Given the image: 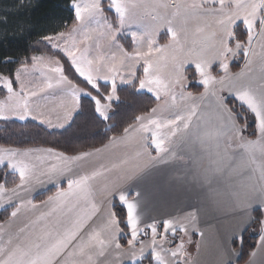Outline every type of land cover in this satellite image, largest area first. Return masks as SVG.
<instances>
[{
	"label": "snow or ice",
	"instance_id": "snow-or-ice-1",
	"mask_svg": "<svg viewBox=\"0 0 264 264\" xmlns=\"http://www.w3.org/2000/svg\"><path fill=\"white\" fill-rule=\"evenodd\" d=\"M72 3L76 20L81 24L86 19L88 23L95 21L98 28L106 29L101 35L109 37L110 42L119 50L120 56L117 57L114 52L107 59L99 54L89 59L88 49L80 52L73 38V33L80 25L74 26L67 34L60 32L43 39L52 48L63 51L71 58L75 71L97 92V96L73 85L64 75L60 62L52 59L48 63L56 66L49 71L58 76L49 77L39 92L29 90L21 78L22 73L28 72V65L25 63L15 73L19 91L14 90L13 81L8 76L0 75V85L8 93L7 98L0 101V119L15 117L23 121L31 118L48 127H64L65 124L53 125L51 119L43 118L45 112L40 111L42 106L31 101V98L54 87H59L62 94L70 97L71 107L65 105L63 114L65 123L70 121L72 111L79 108L82 95L91 98L95 103V112L107 119V109L111 104H102L101 101L111 102L118 99L116 76L119 68L125 65V59H131L135 63L142 60L143 77L139 78V88L155 93L157 100L162 99L163 93L165 99L162 105L152 108L150 113L136 116L135 123L123 129L125 137L135 133V144L150 159L163 160L161 154H168L169 149L164 147L168 136L162 129H168L174 137L181 127L190 130L195 120L196 130L189 146L196 154V178L202 185L206 182L211 191L212 184L225 172L247 175V181L239 185L237 191L229 193V198L234 197L233 203L239 201L240 204L236 208V230L232 234L242 242L240 233L250 223L255 222L252 212L256 208L264 210V0H191L190 3L172 0L151 4L142 3L141 0H109L107 7L115 10L118 28H113L112 23L108 22L101 0H90L84 4L72 0ZM189 20L198 22L195 31H190ZM132 24H136L141 30L131 31L132 42L138 47L133 53H128L117 42L115 34ZM241 24L247 32L246 41L237 38ZM161 30H166L168 35V42L163 45L158 42ZM84 38L89 37L85 34ZM257 47L260 49L259 53L256 52ZM144 48L147 50H143ZM241 56L245 60L244 67L238 73L231 72L230 61ZM257 56L261 60L258 81L253 75L254 58ZM32 61L33 68L37 64H45L44 57L33 56ZM214 65L219 66L223 75L217 77L212 74ZM188 66L194 67L200 78L197 83L204 86L205 91L199 98H211V103L206 107L196 103L197 97L193 93L185 91L188 86ZM129 74L135 76L134 72ZM99 80L111 83V91L106 97L100 93ZM131 82L121 77L122 84ZM225 91L234 94L241 105L254 114L258 133L255 140L246 139L242 135L247 131V122L244 125L238 122L237 113L220 95ZM177 95L180 100H191L192 103L182 107L177 104ZM158 108L177 111L174 118L162 120L156 118ZM152 145L155 146L156 156H151L149 152ZM240 149L245 150L246 158L241 155ZM94 152L99 153L101 149L96 148ZM37 153L41 155H35ZM92 155L93 152L89 151L80 152L78 155H65L52 148L0 147V166H6L8 170L17 173L20 181L11 188L0 183V201L4 203H10L14 197L19 199L20 193L29 191L34 183H42L41 177L57 182L61 177L67 178V188H58L41 205L34 204L31 200L27 203L20 200L11 212L12 218L17 217L21 209L28 206L36 209L48 205L49 210L41 212L35 220L19 228L15 235L7 233L0 226V264H101L100 258L106 260L109 255H114V264H124L125 260L128 264H137L144 259L145 251L149 247L157 264H179L178 256L184 248V241L181 240L176 250L167 249L164 245L171 244V241L167 240L166 234L171 231L175 235L177 227L185 235L191 229L198 230L197 214L188 213L187 222L184 219L175 222L169 219L160 221L158 225L153 221L147 226L151 230V241L149 245H145L138 240L141 229L137 203L129 201L130 193L126 189L113 188L109 195L116 198L122 206L126 205L124 223L131 229V239L127 240L129 247L125 250L118 240L122 229L119 226L120 221L112 211V200L107 201L111 207L105 212L90 199L94 192L92 181L101 173L92 171L90 174H77L74 171ZM172 155L175 156V153ZM46 159H54L56 162L44 167ZM238 159L243 163L239 169H235L233 165ZM204 160L208 161V167L201 170L200 164ZM139 195L137 192L136 196ZM0 207H3V203H0ZM98 214L103 219L101 224L96 225L93 217ZM261 225L260 246L264 247V220H261ZM159 226L163 227V234L158 232ZM137 243L141 245L139 255L136 250ZM169 251L172 259L165 261L161 253Z\"/></svg>",
	"mask_w": 264,
	"mask_h": 264
},
{
	"label": "trees",
	"instance_id": "trees-1",
	"mask_svg": "<svg viewBox=\"0 0 264 264\" xmlns=\"http://www.w3.org/2000/svg\"><path fill=\"white\" fill-rule=\"evenodd\" d=\"M71 2L72 0H0V75L8 76L12 80L14 72L22 64H29L32 56L46 55L60 62L64 75L75 86L97 96V92L75 71L69 59L60 51L52 49L43 39L45 36L59 32H68L76 24L75 13L70 7ZM105 14L114 20L110 10L106 9ZM246 36L240 25L237 38L244 40ZM118 41L125 51L132 52L133 44L130 37L119 36ZM242 62L241 56L239 60L232 63L230 70L233 73L236 72ZM186 75L188 77L186 90L194 95L200 94L203 88L196 84L197 76L194 69L188 67ZM139 78H142L140 70L137 71L132 83L117 87L118 99L112 102L107 119L95 112V103L91 98L81 96L78 112L63 129H47L32 120L0 121V146L18 149L52 148L65 155H78L80 152L100 148L112 138L123 135V129L129 124H134L136 116L150 113L151 109L157 105L158 100L154 94L140 90ZM99 89L100 93L107 96L110 85L99 83ZM4 94L5 92L0 89V97ZM225 103L237 113L238 122L241 125L247 122V131L244 133L250 138L255 137L256 122L253 113L231 97H227ZM0 183H5L11 188L19 183V177L9 171L6 166H2L0 167ZM58 188H65V185L50 187L38 193L32 198V203L44 202L48 196L54 195ZM113 204L112 211L120 221L119 226L122 229L118 240L121 246L126 248L129 239V227L124 223L126 210L117 200H114ZM15 208V205H11L0 211V224L10 219L11 212ZM253 216L255 222L242 234V242L238 239L232 243L233 248L239 250L238 259L233 264H244L256 246L262 218L261 210H254ZM158 232L162 233V226L158 227ZM148 237L149 231L145 230L138 235V240L142 241ZM166 238L171 241V244H168L171 246L173 238L169 236ZM137 264L154 263L151 256L147 255Z\"/></svg>",
	"mask_w": 264,
	"mask_h": 264
},
{
	"label": "crops",
	"instance_id": "crops-1",
	"mask_svg": "<svg viewBox=\"0 0 264 264\" xmlns=\"http://www.w3.org/2000/svg\"><path fill=\"white\" fill-rule=\"evenodd\" d=\"M258 58L259 59L257 66L253 64V75L255 76L257 81L261 75V60L260 57ZM244 64L245 60L236 73L241 71V69L244 67ZM24 82L29 90H36L39 92V89L45 86L47 80H43L40 78H28L25 79ZM17 85L18 88H16L19 91V83ZM49 90L50 89H48V91L46 90L45 92L40 93L37 97L38 100H42V96H44V94L47 95V93L53 92L56 95V98H59L63 103L65 102L63 100L67 99V95L62 94L60 90H57L59 91V93H55L57 92L55 89V91ZM200 94L193 95L198 98ZM223 97L224 99H226L227 97H231L239 104H241L234 94H229L227 91H225V96ZM35 102L41 104L43 100L39 102L35 99ZM57 111L61 114H64V111ZM51 113H54V110H52ZM161 115L162 120L171 119L175 116V114ZM70 122L71 120L67 123V125ZM195 123V120H193V124L190 130H184L181 127L180 131L177 132L176 136L174 137L171 135V133L168 132V129H162V132L166 133L168 136V138L165 140L164 147L169 149V153L166 155L164 154L166 157H164L163 160H152L149 158L146 163L137 164V162H135V166L131 165V176L129 177L130 179L124 189L128 191L127 193H130V195L128 196L129 201H135L137 203V214L140 219L139 226L141 229L140 234H142L145 230L149 231V237L142 240L145 245L146 243H149L151 241V230L147 226L150 225L153 221H156L158 225L160 221L169 219L173 220L174 222L184 219L185 222H187L188 213L195 212L197 214L198 230L191 229L189 231V234L185 235V233L177 227L175 235H173L171 231L166 234V236L173 238L171 239L173 240L172 245L169 246L168 244H165L164 247L170 250H176L177 246L181 243V240L184 241V248L178 256L179 264H233L239 256V250L233 248L232 246L233 241L238 240V238L232 233L236 230V216L238 215L236 212V208L239 207L240 204L239 201L234 204V197L229 198V193H234L235 191H237L239 185L247 181V175H237L235 172L229 171L225 172L224 175L220 176L218 180L212 184L211 191L209 190L206 182L202 185L200 180L196 178V173L198 171L197 157L189 146L196 130ZM61 128L62 127L55 126L50 127V129ZM242 135H244L246 139L255 140L258 136V133L256 132V136L253 138L248 137L245 133H242ZM124 137L125 135L123 134L119 137L114 138L123 139ZM132 137L129 136L128 139L130 140L125 144L132 143ZM111 140L114 139L112 138ZM111 140L104 146L100 147L101 151L108 148ZM153 147L154 146H152L151 149L152 151L150 150L149 152L151 153V156H156L157 153L153 150ZM89 152H93V155L88 159L96 161L95 158H97V154H95L94 150ZM173 152L175 153V156L172 155ZM240 153L246 158L244 149H240ZM258 154L259 153L257 150V155ZM242 163L243 162L238 159L233 167L235 169H239ZM207 167L208 161H202L200 164V169H206ZM90 171L92 170L89 169L86 173H89ZM41 180L43 181L42 183L33 184V189L31 190V192L34 196L36 193H41L42 188L46 190L50 187H59L61 184L65 185V189L67 188V180L62 181L59 179L58 182L49 181L50 184L48 185L44 184L45 181H48L45 177H41ZM97 182H99V179L97 181H92L93 187L99 186L96 184ZM137 192L140 193L138 197L136 196ZM100 193L101 192H99L98 190V197L96 200L97 205L100 208L104 203L107 204L108 200H112V202L114 200H117L116 198L111 197L109 194L108 196L106 195V197L103 198L101 197ZM20 194L22 195L23 193L21 192ZM41 204L42 203L37 205ZM9 206L11 205H7L4 208L1 207L0 211ZM109 206L111 207V205ZM123 206L126 210V205ZM261 212V220H264V210H261ZM252 223L245 227L240 235H242L251 226ZM261 229L262 225L260 221L259 236L256 242V246L250 253L248 260L244 264H264V247L260 246ZM130 231L131 229L129 227V239H131ZM163 233L164 229L162 227V234ZM157 239L159 240V238ZM140 246L141 245L138 244L136 245V248H139ZM128 247L129 246L124 249H128ZM148 255H150L153 260L151 253H149Z\"/></svg>",
	"mask_w": 264,
	"mask_h": 264
},
{
	"label": "rangeland",
	"instance_id": "rangeland-1",
	"mask_svg": "<svg viewBox=\"0 0 264 264\" xmlns=\"http://www.w3.org/2000/svg\"><path fill=\"white\" fill-rule=\"evenodd\" d=\"M78 2H80L81 4H84V3H89L90 0H78ZM101 2L104 5L105 10L106 9L110 10L113 13V15H114V20H112L109 16H107L105 14V11H104V15L107 16L108 22L112 23L113 28H118L119 24H118V21H117V18H116L115 10L114 9H110V8L107 7V5L109 3V0H101ZM141 2L142 3L151 4V3H158V2L159 3L172 2V0H141ZM180 2L190 3L191 0H180ZM70 7L73 9V11L75 13V8H74L72 2L70 4ZM157 11H162V9H157ZM197 24H198L197 21L189 20L188 27H189L190 31H195V29L197 27ZM76 25H80V27L78 28V30L75 33H73V38L75 39L76 44H77L80 52H83L85 49H88V57H89V59L94 58V56H96L97 54L102 55V56H104L107 59L114 52L116 53L117 57L120 56L119 50L116 48V46L114 44H112L110 42L109 37L107 35H101L102 32H106V29H104L103 27H99L98 28L96 23H95V21H93L91 23H88L87 19H86L85 23L81 24V22L76 20V24L74 26H76ZM74 26H72L70 28L68 33L71 31V29ZM140 30L141 29L136 24H132L130 27H126L125 29H123V30L119 31L118 33H116L115 34L116 35V40L119 43V41H118L119 36H126V37H130L131 38V36H130L131 31H140ZM242 30H244V26L243 25H242ZM244 31H245V33L247 35L246 30H244ZM85 34H87V36L89 37L88 39L84 38ZM55 35L56 34H53V35H50V36H55ZM246 39H247V36L244 39V41H246ZM44 42H46V41H44ZM158 42H159L160 45L166 44L168 42V35L166 33V30H161L160 35L158 37ZM61 43L63 44V41H61ZM132 44H133V42H132ZM69 45H71V40L69 41ZM97 45H99V47H97ZM137 47H138V45L133 44V50H132L131 53H133L134 49L137 48ZM52 49H54V48H52ZM54 50L60 51L62 54H64L71 61V58L68 57L66 55V53H64L63 51L58 50V49H54ZM73 50L75 51V49H73ZM143 50L146 51L147 49L144 48ZM256 52L257 53L260 52L259 47L256 48ZM34 56H36V57H44L45 58V64L44 65L37 64L36 67L33 68V61H32V57L33 56H32L29 59V64H27L28 65V72L27 73H22V77L21 78L23 80L28 79V78H40V79H43V80H48L49 77L58 76V74H54V73L49 71L50 68L55 67L56 65L48 63L49 59H52V60H56V59L48 57L46 55H34ZM258 57L259 56L254 58V65H256V66H257L258 59H259ZM242 59L244 61L243 57H242ZM237 60H239V58L233 59V60L230 61L229 69H230L232 63L236 62ZM142 65H143V61L142 60L140 61V63H135L131 59H125V65L123 67L119 68L118 74L116 76L117 87L121 86V85L130 84V83L122 84L121 83V77H123L125 80H131L133 82L135 77H136V73H137L138 70H140V72L142 74V77H143V67H142ZM188 67H192V66H188ZM192 68L194 69V67H192ZM41 69H43V71H41ZM194 71H195V69H194ZM130 72H134L135 76L134 77L130 76V74H129ZM236 72H234V73H236ZM15 73H16V71L14 72V76H13V79H12L13 88H14V90L18 91V89H17L18 88L17 87L18 86L17 85L18 82L16 81ZM212 74L217 76V77H219L220 75H223V71L219 69L218 65H214L213 69H212ZM196 76H197V81H198L200 78H199L197 73H196ZM197 81H196V84H198ZM98 83H106V82L103 81V80H99ZM107 84L110 85V91H111V83L107 82ZM198 85L202 86L203 90H202L201 93H203L205 91L204 86L202 84H198ZM61 87H63V86H61ZM0 89H2L5 92L4 96L0 97V101H3V100H5L7 98L8 93H7V91H6V89L4 88L3 85H0ZM54 89L56 91L60 90L59 87H56V88L54 87V88L50 89L49 91H52V90L55 91ZM140 90L149 92L147 89H140ZM47 91H48V89H47ZM185 91L187 92L186 89H185ZM84 92H86V91H84ZM55 93H59V91H57ZM151 93L154 94V96H155V93H153V92H151ZM161 95H162V99L158 100V103H157V105L154 108H157L158 105H162L163 104V99H165V98L163 97V93ZM220 95L221 96H225V92L220 93ZM44 96H45V98H44ZM44 96H42L43 102L41 104L38 103V102H35V99H36V101H39V102L42 101L40 99L38 100L37 97L31 98V101H34L35 103L40 104L42 106L40 111L45 112V117H43V118L51 119L53 125L65 124V126L62 127L61 129L65 128L67 126L68 122L65 123L64 118H63V114H61L57 110L65 111L66 110L65 105H67V107L70 108L71 107V105H70V97L67 96V99L63 100L65 102L62 104V101H60L59 98H56V95L54 94V92L53 93H47V95L44 94ZM199 97H200V95L196 99V103L200 104L202 107H206V106H208L211 103V98L210 97H205L203 100H201ZM115 100H113L111 102H109L107 100H102L101 102H102V104H109V103L112 104V102H114ZM191 103H192L191 100H180L179 95H177V104L181 105L182 107L190 105ZM110 109H111V107L109 109H107V112ZM52 110H54V113H51ZM77 111H78V108L74 109L72 111V116H71L70 120H72V118L77 113ZM176 111H177L176 109H173V110H170V111H165L163 108H158V111H157V113L155 115H156V118H160L161 119V116H162L161 114H176ZM181 114H184V113L181 112ZM3 120L4 119H0V121H3ZM8 120H16V121H20V122H23V121H26V120H32V121H35V122L39 123L38 121L33 120L31 118L21 121V120L15 118V117H12V118H10ZM39 124H41V123H39ZM41 125L44 126L47 129H50V127H48L46 125H43V124H41ZM55 127H59V126H55ZM135 135H136L135 133H130L129 136H131V137L133 136L134 137ZM128 137H124L123 139L115 138V139H117V140L114 139L115 141L111 140V143L108 146V148L102 150L99 153H95V154H97L96 155L97 158H95L96 161H92V159L85 160V161L81 162L77 166V169H74V171H77V174H82V173L88 172L89 169H91L92 171L96 170L97 172L101 173V175H99L97 178H95V181H97L99 179V182L96 183L99 186L94 187L95 190H94L92 196L90 197V199L93 200L96 204H97L96 200H97V197H98V190H99V192H101L100 193L101 197L105 198L106 195L108 196L109 192L113 188H117V187L118 188H125L127 182L130 179L129 177L131 176V171H130L131 165L135 166V162H137V164H140V163L143 164V163H146L148 161V159H149V155L147 153H144L143 149L141 147L137 146L135 144V142H133L134 140H132V143H130V144H125L126 142H128L130 140V139H128ZM152 146H154V145H152ZM152 146L149 148V151L152 149ZM35 149H42V148H35ZM153 150L156 152L155 146L153 147ZM35 155H41V154L37 153ZM161 155H163V157H166L164 154H161ZM50 162L54 163L56 161L54 159H51V160L46 159L44 167H46ZM118 162H119V164H118ZM114 164H115V166H114ZM0 167H2V166H0ZM105 169H107V171H105ZM92 171H90L89 174ZM15 174L18 176L17 173H15ZM60 180L64 181V180H67V178L66 177H61ZM44 184L48 185L50 183H49V181H45ZM32 189H33V187L29 191L22 192L23 194L22 195L20 194V198L19 199L14 197L10 203H4L3 201H0V203H3V208H4L7 205H15V206H17L20 203L21 199L24 200L25 203H27V201H29V200L32 201V198L34 196L33 193L31 192ZM44 190L45 189L42 188V191H44ZM36 194H38V193H36ZM5 199H7V198H5ZM108 207H110V206L109 205L107 206V204L104 203L102 205L101 209L103 211H105L106 208H108ZM48 210H49V206L48 205H44V206L38 207L36 209H32L30 206H28V207L22 208L21 212L18 214L17 217H15V218L10 217L9 220L5 221L4 223H1L0 226H2L7 233L15 235V233L17 232V230L19 228L24 227L25 224H28L30 221L35 220L40 215L41 212H47ZM102 219H103V217L100 216L99 214H98V216H94L93 217V221H95L96 225L101 224L102 223ZM89 223H92V221H90ZM5 239H7V236H5ZM149 244H150V242L146 243V245H149ZM139 249H140V247L136 248L137 255H139ZM170 252L171 251H169L167 253H163V252L161 253V255L164 257L165 261H170L172 259ZM149 253H151V248L150 247L148 249H146L144 257L147 256ZM100 260H101V264H114V255H109L106 260H105V258H100ZM154 263L157 264V262L155 260H154ZM124 264H128L127 260L124 261Z\"/></svg>",
	"mask_w": 264,
	"mask_h": 264
}]
</instances>
